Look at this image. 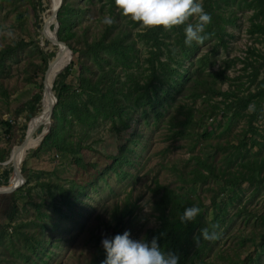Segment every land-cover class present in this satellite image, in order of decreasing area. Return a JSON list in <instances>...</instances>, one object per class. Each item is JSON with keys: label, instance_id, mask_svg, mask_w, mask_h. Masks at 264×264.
<instances>
[{"label": "rangeland", "instance_id": "1", "mask_svg": "<svg viewBox=\"0 0 264 264\" xmlns=\"http://www.w3.org/2000/svg\"><path fill=\"white\" fill-rule=\"evenodd\" d=\"M254 1L218 0L216 8L220 14L219 21L225 26L228 34L225 35L223 44L214 46V37L201 46L200 54L216 52L212 57L215 64L210 70L225 68L227 80L218 82L223 90H237L240 94L254 92L247 109L238 111L239 117L230 119L231 111L226 115L218 111L216 120L207 125L206 137H202L203 128H200L195 130L199 135L194 134L193 138L187 140H176L170 138L172 135L168 129L170 116L177 117L178 120L183 119V113L187 112L188 107L193 108L197 118L198 112H203L206 107L202 98L192 103L190 99L177 97L163 118L157 121H154L151 114L147 117L139 116L138 111L131 121L133 128L121 132L109 120H99L90 129L72 120L69 115V102L71 98L75 99L76 103L78 100L75 94L78 92L80 64L71 51L69 62L73 60L74 63L65 79L69 88L63 93L64 105L60 107L59 116L72 120L69 126L71 138L80 140L79 155L83 166L77 164L70 154L57 153L54 148H40L39 144L27 150L21 162V168L26 166V172H22L24 182L19 189L31 186L32 201H28L24 189L21 190L22 193L19 189L14 191L13 198H7L10 194L0 195V229L5 228L11 204L14 202L17 206L16 223H20L27 233H35L34 235H41L48 238L49 242L52 241L46 242L47 248L41 259L31 254V260L24 261L18 257L13 263L3 264L88 263L94 254V237H107V231L112 229L108 227L114 226V207H121L127 198L135 204L136 210L129 221H126L123 233L130 232V239L136 241L144 238L148 228L158 226L152 204L151 188L154 186V180L175 189L188 191L194 198L201 199L205 205L203 209L206 226L213 212L217 211L215 205H211L212 198L226 211V222L211 231L216 233V238L208 241L200 254L203 261H217L219 264L231 261L232 264H242L249 254L253 255L254 250H264V238L261 239L260 236L264 233V35L252 31ZM41 2V7L33 9L30 5L26 7L27 0H0V48L12 41L24 40L22 49L7 58L8 66L5 72L0 71V84L6 87L10 96L6 99L0 95V120L12 122L9 134L3 132L5 128L0 125V154L7 156L6 160L0 161V172L2 168L12 166L7 162L11 151L28 132V113L24 111L15 115L13 111L36 92L34 84L43 82L44 78L45 72L39 73L30 83L25 82L26 64L30 61L36 64L42 62L37 45L45 52H56L57 48L48 41L49 29L46 32L50 25L48 17L51 15V1ZM65 2L72 10L65 13L70 20L71 29L68 33L63 32L66 39L64 42L69 49L73 47L80 52L85 37L91 40L101 33L103 18L110 15L109 7L105 0ZM198 2L202 4L203 0ZM17 10H22V24L17 20ZM118 10L117 8L116 13ZM44 20L45 33L42 31L41 34L38 26ZM8 31L12 32L11 37L5 34ZM140 48L144 56L146 48L141 44ZM79 52L76 53L78 57H81L82 61L87 60L86 62L96 70V65H93L89 58L85 59L88 56ZM59 56L62 59L61 55ZM249 63L255 66L253 73ZM80 98L84 97L80 94ZM220 99V96H215L211 103L219 102ZM220 108L222 109L223 105L220 104ZM42 113V120L37 122L39 124L42 121V126L30 135V147L38 143L37 131L42 133L46 129L44 110ZM117 127L123 129L120 124H117ZM248 129L253 132L247 134L250 139L242 144V138ZM123 145L127 146L125 155L129 163L117 164L119 169L116 164L114 167H108L116 155H121ZM20 149L24 148L15 152L16 161ZM194 157L211 162L218 174L220 170L225 172V176L231 178L233 183H225L221 178L212 176L204 182L184 181L179 173H189V170L197 165L198 160ZM101 169L104 170L102 175L98 174ZM97 174L98 177L94 178ZM47 182L51 186L52 194H48L49 189L45 185ZM3 185L6 183L0 187ZM58 187L66 189L70 197L76 196V189L81 187L82 194L78 195L71 209L62 205V213L54 214L52 202L60 204L61 193ZM39 202L42 203L41 209L48 212L50 217L43 214L41 217L37 216L39 214L36 204ZM13 224L15 222L12 226ZM12 226L7 227V233L0 240L1 257L8 258L7 253L12 250L11 242L17 246H26L23 237L13 232ZM199 262L200 260L195 258L189 264ZM257 264H264V252L259 256Z\"/></svg>", "mask_w": 264, "mask_h": 264}, {"label": "trees", "instance_id": "2", "mask_svg": "<svg viewBox=\"0 0 264 264\" xmlns=\"http://www.w3.org/2000/svg\"><path fill=\"white\" fill-rule=\"evenodd\" d=\"M27 1L29 4L27 3L26 7L29 5L33 9L41 7V0ZM105 2L109 7V16L114 22L110 26L103 23V28L98 37L94 36L91 40L85 37L80 52L70 47L72 55H76L75 60L80 64L78 92L75 94L78 100L76 103L75 99L71 98L69 102V115L72 120L77 121L80 125L87 127V129L94 127L99 120H109L121 132V130L133 128L131 121L138 111L140 112L139 116L147 117L151 114L154 121H157L163 118L165 112L172 107L177 97L181 96L184 99H190L192 103L198 98H202L206 107L203 112H198L197 118L194 116L192 107H188L187 112L183 113V119L178 120L176 119L177 117L170 116L168 122V129L172 135L170 138L187 140L193 138L194 134L199 135L195 130L200 128H203L202 137H206L208 135L207 125L216 120L215 117H217L218 111L224 115L231 111L230 119H233L239 117V110L242 112L247 109L254 92L249 91L247 94H240L237 90H223L218 82L227 80L228 76L225 68L210 70L215 64L212 57L216 52L209 51L200 54L201 46L204 43L211 41L215 37L216 43L214 46L219 43L223 44L225 35L228 34L225 26L219 21L220 14L218 8H216L218 0H203L202 6L205 12L212 17V22L205 29V34H208L210 38L203 44L193 42L191 47L186 46L184 43L186 25L174 27L171 30H164L163 28L145 29L139 23L124 17L120 10L116 13L115 0H105ZM254 2L253 8L255 12L253 13L254 19L252 18L253 21L251 22L252 31L264 35V0H255ZM71 10L65 0H62L57 10L56 21L58 29L56 36L58 40L63 42L66 40L63 32L68 33L71 29L70 20L68 16H65V13H69ZM22 19V10H17V20L20 24H22ZM189 22L194 23L195 19L192 18ZM140 44L146 48L144 56H142ZM23 45L24 40H16L0 48L1 72H5L6 66H8L6 64L7 58L15 55L19 49H22ZM37 47L42 57V62L36 64L30 61L29 64H26L25 73L27 75L24 76V80L27 83L37 78L39 73L43 74L49 61L55 55L54 51L45 52L38 45ZM77 51L83 56H88L85 59L89 58L97 69L94 70L86 62L87 60L82 61V58L76 54ZM73 63V60L70 61L63 71L57 74L53 83V90L57 97L51 117L53 124L49 133L40 142V148H54L57 153L66 152L73 157L77 164L83 166L79 155L80 140L71 138L69 126H71L72 120L65 116H59L60 107L64 105L63 93L69 88L65 83V79ZM248 65L253 73L255 66L251 63ZM34 87L36 92L31 94V97L25 103L13 111L15 115L26 111L28 113L27 118L30 120L39 114L41 111L43 82L34 84ZM80 94L84 98H80ZM0 95L6 99L10 97L6 87L1 84ZM215 96H220L221 99L219 102L211 103V99ZM220 104L223 105L222 109ZM187 106L185 105V107ZM117 124H120L123 129L118 128ZM0 125L5 128L3 132L10 133L12 129L10 120H0ZM36 125L37 123L31 128ZM249 132H253L252 129H248L244 133L242 144H245L247 139H250L247 138ZM126 149L127 146L123 145L120 150L121 155H116L113 163L108 165V167H114L115 164L117 166L119 163H129V159L125 155ZM6 157L0 154V161L6 160ZM194 158L198 160L197 165L190 169L189 173H179L184 181L204 182L208 177L212 176L221 178L225 183H233L231 178L225 176V172L220 170L218 174L211 162L200 160L197 157ZM21 169L23 173L26 172V166ZM117 169H119V165ZM11 172L12 166L2 168L0 185L3 183L7 184ZM103 173V169L98 172L100 175ZM98 174L94 178H97ZM45 185L49 189L48 194H52L49 182L45 183ZM153 185L151 188L152 204L155 218L158 220V226L148 228L143 239L150 243L153 237H157L162 251L166 253L172 252L179 257L178 264H189L195 258L200 260L199 264H219L217 261H203L200 254L207 246L208 241L201 239L197 243L195 238L199 235L200 229L207 228L211 233L212 230L224 224L227 220L226 211H223L219 204L216 203L215 198H212L211 205H215L217 211L213 212L212 218L206 226L204 221L205 210L203 209L205 205L201 199L194 198L188 191L175 189L167 184L159 183L157 180H154ZM22 189H24L28 201H32L31 186H24L19 191ZM58 190L61 193L59 197L60 204L52 202V213L54 214L62 213V205H66V208L71 209L78 195L82 194L81 187L76 189V196L72 197L68 195L66 189L58 187ZM14 195L15 193H12L7 198H13ZM41 204L40 202L36 204V211L39 214L37 216L41 217L40 215L43 214L50 217L48 212L41 209ZM193 206L199 207L198 216L192 222L182 224L179 217L186 208ZM135 210V204L131 202L130 198H127L121 207L116 205L112 212L114 226L108 227L112 229L109 232L107 231V238H114L117 234L122 235L126 221H129L128 219L132 217ZM9 213L5 228L0 229V240L7 233V227L12 226V223L15 222L14 226H12L13 232H17L23 237V242L26 243V246H17L14 242H11L12 250L7 253L8 258L0 256V264L13 263L18 257H21L24 261L31 260V254H35L37 258L41 259L47 248L46 242L51 243L52 240L49 242L48 238L46 239L41 235L27 233L20 223H16L17 206L14 202L11 204ZM215 225H218V227L214 228L213 226ZM42 234L44 235L43 232ZM260 236L263 239L264 233L260 234ZM101 240L102 237L100 235L94 237V254L86 264H104L107 254L103 249L102 243H100ZM193 247L194 249L192 250ZM263 252V249H260V251L254 250L253 255L249 254L243 261L241 260L242 264H257L258 258ZM230 262L227 261L225 264H232Z\"/></svg>", "mask_w": 264, "mask_h": 264}, {"label": "clouds", "instance_id": "3", "mask_svg": "<svg viewBox=\"0 0 264 264\" xmlns=\"http://www.w3.org/2000/svg\"><path fill=\"white\" fill-rule=\"evenodd\" d=\"M115 5L124 17L139 23L145 29L171 30L186 25L184 43L188 47L193 42L203 44L210 38L205 34V29L212 22V17L205 12L198 0H115ZM192 18L195 19L194 23L189 22ZM113 22L109 16L103 20L109 26ZM5 34L9 37L13 35L11 31ZM199 212L197 206L186 208L179 217L180 222H192ZM215 238L214 231L210 233L207 228H203L195 239L199 243L201 239L211 241ZM101 243L107 254L104 264H178L179 260L174 253H166L160 249L157 237H153L150 243L143 238L136 241L130 239V232L125 231L114 238L105 237Z\"/></svg>", "mask_w": 264, "mask_h": 264}, {"label": "water", "instance_id": "4", "mask_svg": "<svg viewBox=\"0 0 264 264\" xmlns=\"http://www.w3.org/2000/svg\"><path fill=\"white\" fill-rule=\"evenodd\" d=\"M61 2H62V0H58L57 3L54 6H52V13L50 15V18L52 19L51 32L53 34V37L48 39V41L52 44H55L56 47L61 46L62 49L65 50L67 58H66V61L63 63V65L57 69L56 73L53 75L52 81L49 84L46 83V75H47V73H48V71L52 65L53 60L56 58L57 52H55V55L49 61L48 65H47V69L45 70V73H44L41 103H42L43 96L47 95L48 100H49V102H48V121L49 122H48L44 132L41 133L40 131H37V133L40 136V140L37 144H35L34 146H31V147L28 146L29 136H28V133L26 132L24 138L13 148V150L11 151V154L7 160V162L11 163V165H12V175L8 179L7 184L0 187V195H7V194L14 193V191L19 189L24 182V176L22 174L21 166L15 161V158H14L15 152L19 148L26 147V149L28 150L30 148H33V147L39 145L40 142L42 141V139L50 131L51 117H52L53 109H54L55 104L57 102V97H56V94L53 90V83L57 77V74L60 73L64 69V67L68 64V62L70 60V54H71V50L68 48V46L65 44V42L58 40L57 36H56V31H57L56 13H57L58 8L60 7ZM44 24H45V20L43 21V23L41 25L38 26L41 34H42V25H44ZM40 112H39V114H40ZM38 115H36L35 117H33L29 120L28 127H29L30 123L36 117H38ZM12 176H17L19 178V181L15 185H11Z\"/></svg>", "mask_w": 264, "mask_h": 264}, {"label": "bare ground", "instance_id": "5", "mask_svg": "<svg viewBox=\"0 0 264 264\" xmlns=\"http://www.w3.org/2000/svg\"><path fill=\"white\" fill-rule=\"evenodd\" d=\"M51 1V10H50V12L52 13V6H54L56 3H57V1L58 0H50ZM48 20H50V25H49V27H47L46 28V23L42 26V31H43V33H45V28H46V32H47V29H49V32H48V34H49V36H50V38H52L53 37V34H52V32H51V25H52V19L50 18V16L48 17ZM45 36V35H44ZM46 47V46H45ZM49 47V46H48ZM49 50V49H48ZM56 52H57V55H56V58L53 60V62H52V65H51V67H50V69H49V71H48V73H47V75H46V83L47 84H49L51 81H52V78H53V75L56 73V71H57V69L59 68V67H61L62 65H63V63L66 61V58H67V56H66V52H65V50L64 49H62V47L61 46H59V47H57L56 48ZM59 55H61V57H62V59L60 58V56ZM48 102H49V100H48V97H47V95H44L43 96V99H42V103H41V112H40V114L38 115V117H36L31 123H30V125H29V127H28V136L30 137V135L32 134V133H34V131H36L38 128H40L41 126H42V121H40L39 122V124H37L36 126H34L32 129L33 130H31V127L34 125V124H36L40 119L42 120V110H44V112H45V115H46V122H45V125H44V128H46V126H47V124H48ZM38 134V133H37ZM39 140H40V136H38L37 137V139H36V141H38L39 142ZM29 143H32V142H29ZM28 147V146H27ZM26 152H27V149H26V147H24V149H20V151L17 153L18 154V160L16 161L20 166H21V162H22V159H23V157L25 156V154H26ZM19 181V178L17 177V176H12V181H11V185H15L17 182Z\"/></svg>", "mask_w": 264, "mask_h": 264}]
</instances>
